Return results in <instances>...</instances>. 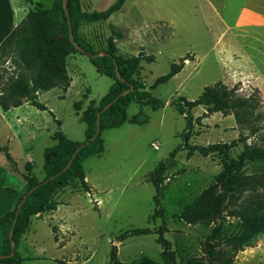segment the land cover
Here are the masks:
<instances>
[{"label": "rangeland", "instance_id": "obj_1", "mask_svg": "<svg viewBox=\"0 0 264 264\" xmlns=\"http://www.w3.org/2000/svg\"><path fill=\"white\" fill-rule=\"evenodd\" d=\"M115 0H80L83 11H103ZM53 0H10L18 24L31 9L49 10ZM80 37L95 51L103 50L114 39L119 54L142 55L137 79L146 88L166 74L172 64L182 70L166 84L150 91L164 107L152 110L131 103L127 119L115 129L101 134L104 151L83 163L89 193L72 187L56 197L58 210L31 218L18 251L21 264H106L112 247L117 264H132L141 257L162 263L163 246L157 242V229L177 264L204 261L203 243L220 224L216 248L230 243L237 248L232 264H264V164H245L241 176L250 182L244 187L215 188L225 202L212 220L188 224L180 218L185 206L199 198L221 170L214 155L188 154V148L214 144L231 146L236 158L245 146L264 148V0H126L122 9L105 21L81 22ZM14 72V64L0 59V89ZM71 78L66 91L53 89L40 94L46 110L27 104L4 112L0 108V145L6 146L18 163V173L0 153V207L9 204L3 189L26 190L20 173L30 161L38 180L44 177V149L55 144L50 136L62 131L72 141L84 140L85 125L80 117L90 100L103 97L112 81L100 75L86 55L67 59ZM220 83L239 98L249 99V123L238 124L232 113L208 112L203 107L191 111L194 123L186 148L173 158L170 153L182 143L185 119L172 106L183 97L196 100L206 86ZM74 102H80L77 114ZM60 124V125H59ZM59 125V126H58ZM156 145L157 149L153 146ZM159 162L165 171L159 189V208L164 219L153 217L155 194L149 176ZM206 209L201 201L197 205ZM248 218L263 225L239 246L236 240ZM134 228H147L151 234L117 237ZM2 233L0 231V247Z\"/></svg>", "mask_w": 264, "mask_h": 264}, {"label": "trees", "instance_id": "obj_2", "mask_svg": "<svg viewBox=\"0 0 264 264\" xmlns=\"http://www.w3.org/2000/svg\"><path fill=\"white\" fill-rule=\"evenodd\" d=\"M64 0H53L49 10L39 8L29 10L25 17L14 24V10L10 0H0V31L4 37L0 42V59L7 58L14 64V72L0 89V108L6 112L25 103L46 110V106L38 101V95L52 89L66 91L70 87L71 78L67 72V59L72 54L86 55L96 71L112 81L107 93L98 101L90 100L80 117L85 125L84 140L72 141L62 131H55L50 138L55 141L52 147L44 149L45 162L42 166L44 177L38 180L33 174L34 166L30 162L23 165L20 173L25 192L18 197L13 209L0 216V231L2 244L0 248V264H21L24 260L18 251L23 235L30 227L31 218L43 212L55 211L60 205L56 197L64 189L72 187L89 193V186L85 181L83 163L91 156H98L104 151V141L101 134L105 130L115 129L124 124L127 119V108L131 103L139 106H148L152 110L162 109L164 103L151 95L150 91L166 84L183 68V63L172 64L169 71L156 78L153 84L146 86L137 79V72L142 61V55L125 56L118 53L114 39L107 40L103 50L95 51L90 43L80 37L77 30L81 22L94 23L107 20L112 14L120 11L126 0H115L112 5L103 11H83L80 0H65L66 13L63 9ZM71 31V39L69 32ZM102 53L101 55H99ZM117 70V72H116ZM117 73L119 77L117 76ZM110 104L104 110L102 109ZM76 113L81 111L80 102H74ZM175 110L185 119V130L182 133V143L170 153L173 158L182 148H186L191 137L193 117L191 111L198 107L208 112L232 113L235 121L240 124L249 123L252 114V105L249 99L236 97L234 91L227 89L220 83L206 86L200 96L193 101L177 97L172 101ZM99 116V134L92 139L96 132L97 114ZM60 125V124H59ZM58 125V126H59ZM188 154L194 152L206 157L216 156L221 164V170L215 181L201 196L185 206L180 218L188 224L197 221L212 220L221 212L225 202L223 193L215 194V188L244 187L250 182L241 176L246 163L259 161L264 164V148L245 146L236 158L231 155V146L214 144L187 147ZM79 149L73 157L75 151ZM2 153L9 164L10 173H18V163L11 157L6 146L0 145ZM71 164L67 167V165ZM67 167V168H66ZM164 162H159L151 172L149 179L154 187L152 197L156 207L153 217L164 219L163 209L159 208V189L165 180ZM7 193L11 189L5 188ZM26 196L24 202L23 197ZM201 201L206 209L197 205ZM21 204L19 211L17 207ZM15 220V222H14ZM263 226L259 220L248 218L244 221L243 231L236 239L239 246H249L248 240ZM167 232L165 226H160L156 233L157 242L163 246L161 252L162 263L155 262L147 257H141L132 264H177L169 250V243L163 238ZM11 233L13 255L9 234ZM147 228H134L121 233L117 240L151 234ZM221 233V226L217 224L203 243L204 261L188 260L184 264H232L237 248L229 244L226 248H216L215 238ZM106 264H117L116 248L112 247L109 260Z\"/></svg>", "mask_w": 264, "mask_h": 264}, {"label": "crops", "instance_id": "obj_3", "mask_svg": "<svg viewBox=\"0 0 264 264\" xmlns=\"http://www.w3.org/2000/svg\"><path fill=\"white\" fill-rule=\"evenodd\" d=\"M15 17V16H14ZM14 22H15V20H14ZM15 24V23H14ZM16 25V24H15ZM3 37H4V33L3 32H1L0 31V42L2 41V39H3ZM71 83V82H70ZM69 89V88H68ZM53 90V89H52ZM51 91V90H50ZM40 95H38V97H39ZM25 104H27V103H25ZM22 106V105H21ZM20 107V106H19ZM18 108V107H17ZM17 108H12V109H17ZM11 110V109H10ZM10 110H8V111H10ZM8 111H6V112H8ZM77 114V113H76ZM78 115V114H77ZM28 162H30V161H28ZM31 163V162H30ZM86 179V178H85ZM89 188H90V186H89ZM4 190V189H3ZM90 190H91V188H90ZM6 194H4L5 196H9V198H10V202H8L9 204H7V205H5L4 207H0V216L3 214V213H5L6 211H9V210H11V209H13V207H14V205H15V202H16V200L18 199V197L20 196L19 195V193H18V191L17 190H13L12 192H10V193H7L6 191H4ZM59 206H61V205H58V207H57V210H58V208H59ZM1 244H2V242H1ZM1 248V247H0Z\"/></svg>", "mask_w": 264, "mask_h": 264}, {"label": "water", "instance_id": "obj_4", "mask_svg": "<svg viewBox=\"0 0 264 264\" xmlns=\"http://www.w3.org/2000/svg\"><path fill=\"white\" fill-rule=\"evenodd\" d=\"M63 9H64V11H65V13H66V3H65V0L63 1ZM69 34H70V39H71V31L69 32ZM101 54H102V53H100L99 55H101ZM116 72H117V70H116ZM117 76L119 77L118 73H117ZM109 106H110V104L106 105V106L102 109L101 112H103L104 110H106ZM101 112H99V113L97 114V120H96V132H95L94 136L92 137V139H95L96 136L99 134V116H100ZM78 151H79V149H77V150L75 151V153L73 154V157L76 155V153H77ZM70 164H71V162L67 165V167H68ZM67 167H66V168H67ZM25 198H26V196L23 197V201L21 202V204L24 202ZM21 204L17 207V209H16L17 212L19 211V209H20V207H21ZM14 222H15V220H14ZM9 239H10V242H11V241H12L11 233L9 234ZM11 248H12V252H11L10 256L13 255V250H14V247H13V245H12V242H11Z\"/></svg>", "mask_w": 264, "mask_h": 264}, {"label": "built area", "instance_id": "obj_5", "mask_svg": "<svg viewBox=\"0 0 264 264\" xmlns=\"http://www.w3.org/2000/svg\"><path fill=\"white\" fill-rule=\"evenodd\" d=\"M153 147H154L155 149H157V146H156V145H154Z\"/></svg>", "mask_w": 264, "mask_h": 264}]
</instances>
